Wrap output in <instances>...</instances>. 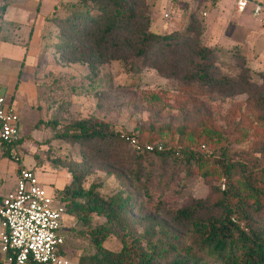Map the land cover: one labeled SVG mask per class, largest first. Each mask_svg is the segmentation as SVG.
I'll return each instance as SVG.
<instances>
[{"label":"trees","instance_id":"1","mask_svg":"<svg viewBox=\"0 0 264 264\" xmlns=\"http://www.w3.org/2000/svg\"><path fill=\"white\" fill-rule=\"evenodd\" d=\"M144 1L81 0L63 15L55 7L49 21L55 20L59 32V52L71 53L78 58L75 62L92 72L91 56L103 62L119 60L129 76L160 56L162 67L155 69L167 80L178 79L183 93L236 87V80L215 66L217 53L212 48L192 46L189 51L195 61L189 69H182L188 41L198 30L195 14L190 15L185 33H155L153 16ZM5 11L6 6L0 8V20ZM260 76L264 85V74ZM160 101L158 95L145 96L152 109ZM253 105L264 130V95L255 98ZM161 113L162 109L156 112ZM50 125L55 128L57 123ZM64 129L60 139L86 148L85 161L66 166L72 180L58 196L67 216L87 229L84 233L94 246V254L83 255L78 264H264V139L255 149L259 157L235 158L223 129L207 117L195 127L180 129L175 145L163 141L162 130L150 127L141 129L139 135H121L100 119L80 120ZM133 136L140 149L128 141ZM148 146L154 149L149 151ZM13 147L4 153L7 157ZM90 158L119 183L114 195L104 196L100 184L85 188L92 173ZM194 173L208 185V195L175 208L171 201L176 200L175 186ZM182 194L181 189L177 198ZM155 215L164 221L155 223ZM95 216L105 223L94 227ZM181 230L190 233L195 246L184 244ZM109 237L121 241L120 252L104 247Z\"/></svg>","mask_w":264,"mask_h":264},{"label":"rangeland","instance_id":"2","mask_svg":"<svg viewBox=\"0 0 264 264\" xmlns=\"http://www.w3.org/2000/svg\"><path fill=\"white\" fill-rule=\"evenodd\" d=\"M47 1L42 3L40 12L42 16L48 14L47 19L37 34L33 48H30L28 54L25 53V63L17 64L14 82L11 81V63L0 61V96L11 97L15 103L23 133L22 142L15 148L23 158L20 164L11 161L4 154L6 151L0 149L2 197L16 188L21 165L33 170L37 178L45 181L46 188L58 197L60 190L71 178L66 166L73 167L85 161L86 150L79 143L60 139L59 135L64 132L66 125L88 118L108 123L121 135H139L141 129L146 131L150 127L156 132L162 130L163 141L175 145L179 141L180 129L195 127L207 117L225 132L228 140L226 143L233 157H259L255 149L259 148L264 139V130L257 121L253 101L264 95L263 78L260 76L264 74V38L253 33L258 29V23L248 17L251 12H247L248 16L244 18L255 29L252 33L245 30V27L239 29L236 26L239 13L235 6L238 0H172L175 10L166 0L144 1L150 14L155 17L152 26L155 33H185L190 15H196L198 30L192 32L191 40L188 41L182 69H189L195 61L189 51L192 46H206L217 53L215 66L220 72L236 80V87L231 89L199 88L192 93L181 92L178 79L167 80L155 69L162 67L160 56L150 59L139 68L138 73L129 76L119 60L103 62L97 56H91L90 61L95 66L92 72L85 64L75 62L78 58L71 53L61 54L58 49L62 43L59 32L54 27L55 20L53 24L49 18L55 15V7L56 12L63 15L81 0ZM250 1L264 5V0ZM6 2L0 0V7ZM22 2H27L26 5L32 2L29 4L32 9L38 7L34 5L38 0ZM220 7L224 10L220 11ZM216 9L218 12H215ZM262 27L264 24H261L260 30ZM0 40L28 50L32 34L30 29H23L19 25L2 26L0 22ZM29 66H33L31 77L25 76L22 79L23 70L29 71ZM11 90L13 92L10 96ZM150 95L161 97L153 109L145 102V96ZM158 109H162V113L157 115ZM52 122L57 123L55 128L50 125ZM87 162L91 163L92 173L86 179L85 188L95 183L101 185L104 196L118 192L119 183L102 170L101 163L92 158ZM183 177L184 174L181 180ZM181 189L183 194L177 198V192ZM174 190L177 191L176 200L171 201L177 209L192 201L204 199L209 193L208 185L197 173L191 179L184 178ZM154 220L158 224L164 221L157 215ZM103 223L105 219L94 217V227ZM167 227L174 231L171 224H167ZM64 231L66 256L70 264H78L83 255L94 254V246L85 234L87 229L77 224L74 218L66 217ZM139 233L143 234L144 229L140 228ZM180 233L186 246H195L188 231L181 230ZM104 247L118 253L123 245L117 238L109 237Z\"/></svg>","mask_w":264,"mask_h":264},{"label":"built area","instance_id":"3","mask_svg":"<svg viewBox=\"0 0 264 264\" xmlns=\"http://www.w3.org/2000/svg\"><path fill=\"white\" fill-rule=\"evenodd\" d=\"M251 7L252 16L264 23V5L238 0L236 11L243 14ZM167 18L168 15H165ZM23 139L20 116L13 103L0 96V149L16 164L23 160L17 143ZM137 149L136 137L128 138ZM154 148L147 147L152 151ZM161 150L162 148L159 147ZM66 206L40 182L33 170L18 169L16 188L0 197V257L2 264H70L66 256Z\"/></svg>","mask_w":264,"mask_h":264},{"label":"crops","instance_id":"4","mask_svg":"<svg viewBox=\"0 0 264 264\" xmlns=\"http://www.w3.org/2000/svg\"><path fill=\"white\" fill-rule=\"evenodd\" d=\"M44 1H47V0H38V2H36L34 4V5H38V7L33 8V9L30 8L32 6L29 5L32 2H28V4L26 5L27 2H22V0L20 2H19V0H7L5 5H3V6H6V11H5L4 15H3V19L0 20V22L2 23V26H8V27L12 26L13 27L14 25H19L23 29H30V32L32 34V42L30 44V47L28 48L29 51L27 49L25 50V49H22V48H17L16 46H13V45H11L9 43H6V42H2L0 40V61H2L4 63L5 62L11 63L12 68H11V66H9V64H6V65H8L10 67V69H11V81L12 82H14L16 80L17 64H20V62H21V64L25 63V58H26L25 57V53H27V52L29 53L30 52V48H33V45H34L36 39L38 38L37 34L39 33V31H41L42 27L44 26L43 24L45 23V21L47 19L48 14H46L45 16H42L40 14L41 6H42V3ZM166 1L168 2V4L171 5L172 10H175V8L173 7L174 3H172V0H166ZM254 1H256V0H254ZM219 10L222 11L224 9L222 7H220ZM215 12H218V9H216ZM247 12H251V16H250V14H248L249 15L248 16L246 14ZM225 15H226V13H225ZM246 15L249 18H252L254 21H256L258 23V25H257L258 27L257 28L259 30L256 29L257 30L256 31L254 28H252V27H250L248 25L247 20L244 18V16H246ZM0 16H1V13H0ZM237 16H239V17H237L238 21L236 23V26H238L239 29L245 27L244 29L248 30L249 33L251 31H253V29H254L255 31H253V33H255L257 36H260L259 38H264V27H262V30H260V28H259V27H261V24H264V23H260L259 21H257L256 19L253 18L252 9L251 10L247 9V11L245 13L239 14ZM154 18L155 17H153V22H154ZM209 20H212V19L210 18ZM162 26L164 27V23L163 22H162ZM263 56H264V53H263ZM32 64H34V63H32ZM29 67H30L29 71L23 70L22 79L25 76L26 77H31V72H32L33 66H29ZM22 79H21V81H23ZM11 81H10V84H11ZM12 92L13 91L11 90L10 96L12 95ZM5 98L7 100L11 101V103H13L11 97H9V98L5 97ZM13 105L15 107V103H13ZM62 178L63 177H61V179ZM65 178L66 177H64V179ZM39 180L46 187V184L44 183L45 181H43L41 179H39ZM71 180H72V177L69 179V182H67L65 185H68L71 182ZM63 189H61V190H63ZM49 192L52 193L53 191H49ZM0 197H2V196L0 195Z\"/></svg>","mask_w":264,"mask_h":264}]
</instances>
